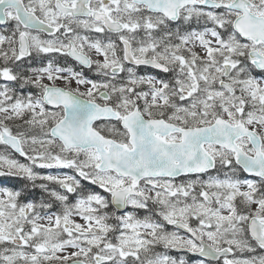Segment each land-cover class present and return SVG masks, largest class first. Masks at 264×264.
I'll return each mask as SVG.
<instances>
[{"label":"snow or ice","instance_id":"snow-or-ice-1","mask_svg":"<svg viewBox=\"0 0 264 264\" xmlns=\"http://www.w3.org/2000/svg\"><path fill=\"white\" fill-rule=\"evenodd\" d=\"M0 264H264V0H0Z\"/></svg>","mask_w":264,"mask_h":264}]
</instances>
